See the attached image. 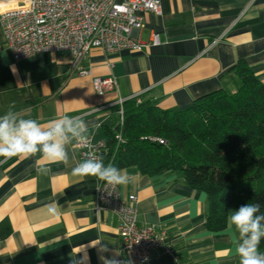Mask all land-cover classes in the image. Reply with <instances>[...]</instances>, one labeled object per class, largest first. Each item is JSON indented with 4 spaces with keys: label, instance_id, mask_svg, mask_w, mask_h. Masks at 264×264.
<instances>
[{
    "label": "crops",
    "instance_id": "0c3cea01",
    "mask_svg": "<svg viewBox=\"0 0 264 264\" xmlns=\"http://www.w3.org/2000/svg\"><path fill=\"white\" fill-rule=\"evenodd\" d=\"M26 1L0 0V15ZM160 5L158 16L141 13V51L93 49L77 66L89 70L87 77L78 75L66 52L15 61L0 30V115L10 107L40 123L79 115L88 123V137L98 143L104 128L113 126L119 101L140 98L162 110L183 111L215 91L234 92L238 82L228 71L239 61L264 84V0H160ZM154 35L158 45L151 44ZM110 76L117 91L98 97L92 79ZM73 144L69 154L75 160L68 165L38 155L0 157V264H70L85 251L86 264H102L100 244L109 249L104 255L119 252V259L128 261L116 216L94 205L98 180L72 175L80 161ZM40 166L50 171L41 174ZM121 171L131 180L118 185L120 196L135 198L137 224L165 229L173 249V256L154 251L144 264L239 263L229 232L236 207L228 208L226 227L212 232L205 228L206 194L189 188L181 176L149 177L136 167ZM53 203L56 216L46 207Z\"/></svg>",
    "mask_w": 264,
    "mask_h": 264
},
{
    "label": "trees",
    "instance_id": "16d2710c",
    "mask_svg": "<svg viewBox=\"0 0 264 264\" xmlns=\"http://www.w3.org/2000/svg\"><path fill=\"white\" fill-rule=\"evenodd\" d=\"M228 72L238 82L234 92L215 91L183 111L131 99L122 105V125L116 117L104 128L106 164L149 177L181 176L206 194L205 228L212 232L226 227L230 206L259 203L264 213V84L244 61Z\"/></svg>",
    "mask_w": 264,
    "mask_h": 264
},
{
    "label": "built area",
    "instance_id": "2783aa9c",
    "mask_svg": "<svg viewBox=\"0 0 264 264\" xmlns=\"http://www.w3.org/2000/svg\"><path fill=\"white\" fill-rule=\"evenodd\" d=\"M141 13L160 15V0H27L25 4L1 13L0 30L15 61L40 53L66 52L78 75L87 77L89 70L77 66L93 49L108 54L141 51L144 45L137 39L144 27ZM151 44H159L157 36L152 37ZM91 82L98 97L117 91L114 76L93 78ZM124 102L116 104L118 125L123 122ZM116 139L120 141L119 134ZM158 142L165 144L163 140ZM73 147L80 161L103 158L106 152L104 142L93 143L90 137L84 142H74ZM134 202L133 196L127 201L122 200L118 186L98 181L94 205L96 209L110 210L116 216L121 252L128 261L147 263L154 251L173 256L172 247L165 242V229L137 224Z\"/></svg>",
    "mask_w": 264,
    "mask_h": 264
},
{
    "label": "clouds",
    "instance_id": "9594fccd",
    "mask_svg": "<svg viewBox=\"0 0 264 264\" xmlns=\"http://www.w3.org/2000/svg\"><path fill=\"white\" fill-rule=\"evenodd\" d=\"M88 130V123L79 115L65 114L60 118L40 123L35 119L20 117L10 107L5 114L0 115V157L30 158L38 155L40 159L50 164L68 165L70 160H75V156L69 154V146L73 142L86 141ZM37 170L41 174H47L50 168L40 166ZM71 171L73 176L94 177L113 187L126 185L131 180V177L116 166L106 165L103 158L79 161ZM46 207L50 215L59 214L55 203ZM229 219L233 251L239 259V264H264V252L259 250L261 241L264 240V213L261 212V205L259 203L241 205L237 210L231 211ZM100 242L92 243V246ZM84 250L85 246L80 253ZM97 251L102 264H131V261L119 259V252H113L110 256L104 255L109 252L105 244H100ZM87 260L85 251L83 256L72 257L70 264H86Z\"/></svg>",
    "mask_w": 264,
    "mask_h": 264
},
{
    "label": "rangeland",
    "instance_id": "374dc122",
    "mask_svg": "<svg viewBox=\"0 0 264 264\" xmlns=\"http://www.w3.org/2000/svg\"><path fill=\"white\" fill-rule=\"evenodd\" d=\"M141 101V100H140Z\"/></svg>",
    "mask_w": 264,
    "mask_h": 264
}]
</instances>
